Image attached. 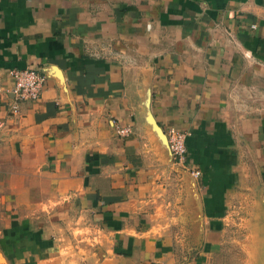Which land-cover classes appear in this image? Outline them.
Returning <instances> with one entry per match:
<instances>
[{"label": "crops", "instance_id": "1", "mask_svg": "<svg viewBox=\"0 0 264 264\" xmlns=\"http://www.w3.org/2000/svg\"><path fill=\"white\" fill-rule=\"evenodd\" d=\"M248 166L264 187V0H0V264H221Z\"/></svg>", "mask_w": 264, "mask_h": 264}, {"label": "rangeland", "instance_id": "2", "mask_svg": "<svg viewBox=\"0 0 264 264\" xmlns=\"http://www.w3.org/2000/svg\"><path fill=\"white\" fill-rule=\"evenodd\" d=\"M173 162V160H171ZM232 175L221 264H264V187L254 166ZM231 178V176H230Z\"/></svg>", "mask_w": 264, "mask_h": 264}, {"label": "built area", "instance_id": "3", "mask_svg": "<svg viewBox=\"0 0 264 264\" xmlns=\"http://www.w3.org/2000/svg\"><path fill=\"white\" fill-rule=\"evenodd\" d=\"M8 74L13 82L12 95L14 103L12 109L15 111L19 101H33L39 98L46 83V76L43 72L33 69H11ZM129 128L119 129L118 132L127 133ZM167 146L173 157L178 160L183 159L186 147L184 144V134L170 129L166 134ZM193 176L200 175L199 170L193 171Z\"/></svg>", "mask_w": 264, "mask_h": 264}]
</instances>
